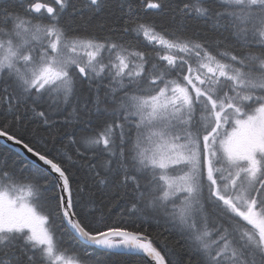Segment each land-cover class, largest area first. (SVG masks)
<instances>
[{"label": "snow or ice", "instance_id": "6c2138e0", "mask_svg": "<svg viewBox=\"0 0 264 264\" xmlns=\"http://www.w3.org/2000/svg\"><path fill=\"white\" fill-rule=\"evenodd\" d=\"M0 264H264V0H0Z\"/></svg>", "mask_w": 264, "mask_h": 264}, {"label": "bare ground", "instance_id": "6f19581e", "mask_svg": "<svg viewBox=\"0 0 264 264\" xmlns=\"http://www.w3.org/2000/svg\"><path fill=\"white\" fill-rule=\"evenodd\" d=\"M139 46L142 47V49H147L150 50V45L147 43V41H145L143 38L140 39L139 41Z\"/></svg>", "mask_w": 264, "mask_h": 264}, {"label": "flooded vegetation", "instance_id": "af4514ba", "mask_svg": "<svg viewBox=\"0 0 264 264\" xmlns=\"http://www.w3.org/2000/svg\"><path fill=\"white\" fill-rule=\"evenodd\" d=\"M66 255H67V257H68L69 259H74V258H75V254L72 253L71 251H69Z\"/></svg>", "mask_w": 264, "mask_h": 264}, {"label": "trees", "instance_id": "16d2710c", "mask_svg": "<svg viewBox=\"0 0 264 264\" xmlns=\"http://www.w3.org/2000/svg\"><path fill=\"white\" fill-rule=\"evenodd\" d=\"M141 49H142V47L141 46H139ZM142 50H147V49H142ZM75 254V253H74Z\"/></svg>", "mask_w": 264, "mask_h": 264}]
</instances>
